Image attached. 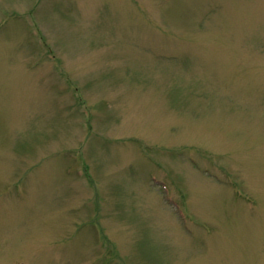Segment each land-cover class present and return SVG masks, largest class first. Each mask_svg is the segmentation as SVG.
Here are the masks:
<instances>
[{
  "label": "rangeland",
  "instance_id": "374dc122",
  "mask_svg": "<svg viewBox=\"0 0 264 264\" xmlns=\"http://www.w3.org/2000/svg\"><path fill=\"white\" fill-rule=\"evenodd\" d=\"M0 264H264V0H0Z\"/></svg>",
  "mask_w": 264,
  "mask_h": 264
}]
</instances>
